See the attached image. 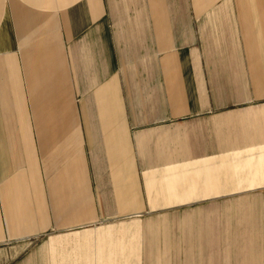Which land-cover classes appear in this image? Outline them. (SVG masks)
I'll use <instances>...</instances> for the list:
<instances>
[{"label":"crops","instance_id":"crops-1","mask_svg":"<svg viewBox=\"0 0 264 264\" xmlns=\"http://www.w3.org/2000/svg\"><path fill=\"white\" fill-rule=\"evenodd\" d=\"M258 197L264 0H0V264L50 233L112 259L139 220H103Z\"/></svg>","mask_w":264,"mask_h":264},{"label":"rangeland","instance_id":"rangeland-1","mask_svg":"<svg viewBox=\"0 0 264 264\" xmlns=\"http://www.w3.org/2000/svg\"><path fill=\"white\" fill-rule=\"evenodd\" d=\"M212 209L209 205L193 214L179 212L176 216L99 222L89 230L95 232L98 227L139 220V247L114 250L112 259L81 260L78 254L81 256L85 250L71 248L75 233H50L34 238L11 264H264V198L227 201L224 210ZM101 251L98 250L99 256ZM127 251L130 256L124 259L120 252Z\"/></svg>","mask_w":264,"mask_h":264}]
</instances>
